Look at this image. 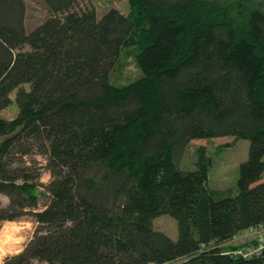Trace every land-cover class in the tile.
I'll use <instances>...</instances> for the list:
<instances>
[{
    "label": "trees",
    "instance_id": "1",
    "mask_svg": "<svg viewBox=\"0 0 264 264\" xmlns=\"http://www.w3.org/2000/svg\"><path fill=\"white\" fill-rule=\"evenodd\" d=\"M42 3L26 30L24 0H0V110L16 106L0 114V221L35 222L0 264H264V247L224 245L264 226V1L127 0L99 17ZM130 43L138 77L117 84ZM226 135L248 140L234 193L207 185L206 163L178 166L190 140Z\"/></svg>",
    "mask_w": 264,
    "mask_h": 264
},
{
    "label": "rangeland",
    "instance_id": "2",
    "mask_svg": "<svg viewBox=\"0 0 264 264\" xmlns=\"http://www.w3.org/2000/svg\"><path fill=\"white\" fill-rule=\"evenodd\" d=\"M264 1V0H258ZM24 26L30 30L48 15L42 0H24ZM109 7H115L125 13L128 10L127 0H76L75 8L78 10L89 9L99 17ZM24 48H27L25 46ZM136 45L128 44L122 51L117 66L112 72V80L117 84H128L138 77V71L133 60V53ZM14 91L9 92V97L13 98ZM0 114L11 119L16 114V106L13 101L0 110ZM248 151V140L245 138H234L233 136H219L211 138L192 139L187 144L182 153L178 166L182 168H192L201 163L208 165L207 185L211 189H222L234 193L235 183L238 173V165L245 160ZM34 159L35 167L39 168L40 175L36 179L39 184H45L50 179V174L45 167V157L40 154L29 155L25 160L32 163ZM264 180V170L262 172ZM39 207H42L46 200V193L43 187L38 186ZM43 192V193H42ZM8 198L0 195V205H5ZM155 229L165 232L175 239L177 236L176 222L168 214H160L152 219ZM35 222L29 215L20 216L13 219L0 221V263L7 255L19 252L24 244L31 238L34 231ZM225 246L236 245L233 251L242 255L248 252L249 255L258 253L264 247V226L247 229L238 236L227 240ZM240 245V246H239ZM247 255V256H249ZM170 264V263H165Z\"/></svg>",
    "mask_w": 264,
    "mask_h": 264
},
{
    "label": "built area",
    "instance_id": "3",
    "mask_svg": "<svg viewBox=\"0 0 264 264\" xmlns=\"http://www.w3.org/2000/svg\"><path fill=\"white\" fill-rule=\"evenodd\" d=\"M260 226H262V225H260ZM258 227H259V226H258ZM249 229H252V228H249ZM247 255H249L248 252H242V256H247Z\"/></svg>",
    "mask_w": 264,
    "mask_h": 264
}]
</instances>
